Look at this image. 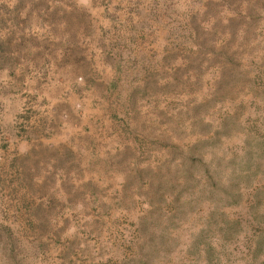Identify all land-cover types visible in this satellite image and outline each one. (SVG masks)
I'll return each mask as SVG.
<instances>
[{
    "label": "rangeland",
    "instance_id": "374dc122",
    "mask_svg": "<svg viewBox=\"0 0 264 264\" xmlns=\"http://www.w3.org/2000/svg\"><path fill=\"white\" fill-rule=\"evenodd\" d=\"M0 264H264V0H0Z\"/></svg>",
    "mask_w": 264,
    "mask_h": 264
}]
</instances>
